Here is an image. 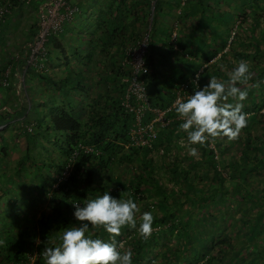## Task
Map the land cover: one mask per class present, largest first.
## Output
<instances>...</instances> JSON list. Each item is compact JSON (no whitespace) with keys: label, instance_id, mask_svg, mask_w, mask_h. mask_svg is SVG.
<instances>
[{"label":"trees","instance_id":"trees-1","mask_svg":"<svg viewBox=\"0 0 264 264\" xmlns=\"http://www.w3.org/2000/svg\"><path fill=\"white\" fill-rule=\"evenodd\" d=\"M9 1L11 6L10 13L13 8L15 9L22 2L24 3V0ZM37 1L35 0L31 5H36ZM152 1H154V9L150 14V26L153 29L156 18V0H140L133 3L131 0H110V3L107 4L108 9L99 11L98 19L96 20L99 21L97 24L99 36L96 42L100 44L99 54L107 57L106 72L101 78L105 84V92L107 94L94 99L91 108L87 110V119L85 121L81 118V113H79L85 110L82 102H72L75 94L78 96L84 92L82 83L84 75L81 70L74 68L71 70V77H74V79H67L66 77L55 79L54 76H49L48 72L38 71L31 66L27 68L28 74L47 80L51 90L59 91L62 99L68 101L69 110L63 109V106H59L58 109L57 107L53 108L55 103L52 101V97L45 93L43 98L46 99L47 107L51 106L49 109L50 113L47 117L42 115L38 121H35L33 127L36 133L39 134L41 132L46 137L53 138L61 157L64 159V164L68 162L71 166L69 175L64 180L59 181L57 186L54 187L52 183L57 181H49L51 170L37 167L39 194L47 198L48 207L42 211L36 222L37 234L35 235V240L38 237L39 242L36 243L33 240L31 246L29 245L27 229L25 232L19 231V234L14 237L9 234L6 235L5 231H1L0 240L4 241V243L0 244V264H8L9 262L22 259L25 257L27 249L32 250L34 247L38 252L35 264H45L42 255L44 248L57 245L59 243L58 236L64 228L78 223L73 215L75 209L70 201H78L83 205L85 200L95 198L105 191H108L115 198H128L130 194L135 203L138 200L144 203V212L151 211L154 216L153 233L147 241L139 235V217H137V228L128 230V247L122 248L121 251L132 250V264H193V259L197 260L199 255L204 257L203 249L201 246L195 245V242L198 239H205V227H210L211 225L210 228L221 230L227 226V220L230 219L228 217L229 213L222 214L219 217L211 209L214 203L217 202L216 200L219 199L223 202H233V200L252 202V205L256 207V213L249 221L246 238L254 240L256 236L262 233L261 227L264 225V184L261 188H258L255 184L250 185L249 177L253 176L252 173L264 169V134L253 135L248 129L254 121L264 123V111L260 112L261 107H264V102H261L257 107H255L256 104L253 102V109L247 114V127L242 129L239 138L235 140V143H237V157L231 160H223L219 157V153H223L230 144L234 143L227 138H223L227 140V143L222 145L219 142L220 138L211 141L216 146L217 158L214 157V150L209 146L210 141L203 146L199 145L201 149L199 160L205 164L206 171L211 170V174L205 172L201 175L196 172L192 174L191 169L195 167L197 159L191 156H181L179 162H177L178 160H173L169 164L163 163L171 171L172 179L178 188L166 187L155 178L149 154L152 148L159 145L165 146L172 142L174 138H171V136L177 131L181 123L179 120H174L168 127L160 129L152 147L125 148V143L129 141L128 131L132 124V116L120 104L121 97L125 91V84L122 79L125 76L131 77L132 68L124 59L130 45H136L142 37L143 30L140 27V23L139 26L137 25V21L138 18L143 19L145 17L144 13L152 5ZM191 1L186 0L181 12ZM227 1L233 2L238 13L243 11L241 16L243 20L250 22L252 33L259 26V20L262 18L263 28L260 31L264 39V0ZM210 2L211 0H194L192 6L203 8L209 5ZM145 6L147 9L144 8ZM8 14L0 17V24L5 21ZM130 17L131 20L129 21ZM65 26L66 24H64ZM63 29L58 34L62 33ZM61 36L66 42L65 35L62 34ZM90 43L92 41L89 39L85 42L86 49ZM150 43L147 46L145 55L147 71L140 72L138 77L145 82L146 95L151 104L165 107L172 102L175 92L171 96L161 93L163 88L160 85L162 86L167 82L161 80L160 72L155 70L151 56L147 55L153 52V46ZM254 43L255 52L260 51L258 50L259 42L254 41ZM46 45L47 49L50 48V53H57L67 59V53L57 38V34L50 36ZM47 52L49 54L48 50ZM10 64H12L9 76L11 81L13 74L18 72V64H15L13 58L9 59L8 64L0 71L2 72ZM93 65L95 66V64ZM254 72L246 86L249 93L247 100L250 101L257 97L256 93L263 86L264 80V69L255 70ZM258 81L260 82L259 88L252 87ZM10 86L9 84L6 88H10ZM109 86L113 88L109 89ZM113 93H116L117 97H114ZM76 109L77 111H75ZM147 115L145 119L149 117V114ZM27 118L26 116V121ZM40 129L42 131H39ZM24 132H26V129H24ZM28 139L35 141V138H26V142H28ZM46 141L50 142V140ZM79 143L94 146L97 153L79 150L77 148ZM2 144L4 146L0 148V159L6 154L7 148L6 142ZM25 159L28 161L33 160L29 151L26 152L23 158L18 160L17 172L19 174L23 170ZM131 160H137V171L132 169V179L129 183H121L119 177L114 174L112 165L115 161L130 162ZM58 164L62 163L59 162ZM35 165L37 166L38 164ZM46 165L50 168L53 162L50 161ZM208 175L210 184H213L211 187L196 186L195 180L197 183L201 178ZM2 176H7V180L9 178V175L5 172L0 173V190L6 188L8 192L5 195L11 196L14 200V206H17L15 202L17 197L11 194L10 189H8L9 186H1L3 184ZM110 187L113 188L110 189ZM151 197H156L157 200L154 202L148 201ZM10 215L15 216L11 211ZM241 219L247 221V218ZM167 235H169V240L173 241L174 244L171 245L164 241ZM95 236L105 240L109 238L107 232L103 229L95 231ZM122 237L121 234L116 239L121 241ZM207 237H210V235ZM253 248L252 246L251 249ZM243 250L246 251L245 249L241 251ZM214 258H216L215 254L208 255L205 264H211Z\"/></svg>","mask_w":264,"mask_h":264},{"label":"rangeland","instance_id":"rangeland-1","mask_svg":"<svg viewBox=\"0 0 264 264\" xmlns=\"http://www.w3.org/2000/svg\"><path fill=\"white\" fill-rule=\"evenodd\" d=\"M79 3L80 8H83V5L81 4L82 0H77ZM22 5H25V7H29L28 4L22 3L16 10V14L13 17V22L18 23L16 27V31L11 36V40H14L15 42L17 40L20 41L19 35H23L25 33V27L24 25H28L32 22H35L34 25H36V15L35 12H32V15L26 14V10L23 8ZM177 9H182L184 5L182 6L180 3V0H178ZM30 8V7H29ZM86 8H84L85 10ZM81 11V10H80ZM151 14V12H150ZM149 14V18H151V15ZM243 14V11H240L238 13V17H241ZM35 16V17H34ZM77 16V15H76ZM75 16V17H76ZM242 18V17H241ZM74 20V19H73ZM250 22H242V19H238L235 22V25L233 26L232 33L230 35V38L228 40V50L231 48H239L240 51L244 54L243 58L234 57V60L231 62L233 66H237V64L241 61H245L249 64V70L251 72V76L255 73V70L264 69V39L261 36V29L263 28V21L262 18L259 20V26L255 31L252 33L250 30L251 25H249ZM13 24V23H12ZM12 26V25H11ZM19 27L22 29L19 31ZM148 35V41L147 46L151 42L150 39V27L148 29L143 30L142 32V39L145 35ZM238 34V41L234 42L233 36ZM24 39V38H23ZM22 39V40H23ZM81 38H77V36H70L68 41L66 40L65 44L62 45L65 49L66 53L69 54V59L72 60L70 64L71 66H82L83 64L80 63L77 59L85 50V45L79 41ZM239 41H244L243 45L240 46ZM254 41H258V50L256 51V48L254 46ZM71 45V46H69ZM75 45L76 48H75ZM135 45H130L129 49L131 47H134ZM47 47V45H46ZM79 47V48H78ZM84 49V50H83ZM49 51V54L47 52V60H46V66L48 70V75H52L55 78L58 72L57 65L54 64L56 59L55 53H50V48L47 49ZM86 51V50H85ZM129 50H127L128 52ZM17 52V49L14 50V53ZM78 52V57L75 55V53ZM126 52V56H127ZM81 53V54H80ZM247 54V56H246ZM146 55V52H145ZM76 58V60L73 59ZM145 58V56H144ZM63 59V57H62ZM128 59L127 57L124 59L126 61ZM69 62V61H68ZM103 67V66H102ZM101 67V70H102ZM227 70V69H226ZM226 72H230L229 69ZM28 76L25 77L23 84L24 88L20 87V98L19 99H26L27 97L32 101L33 109L28 110L26 107L24 110H22V115L20 116L19 121H21V118L28 117L30 113V118H28V122H25L23 125L18 122V119H14L15 116H13L12 119L9 122L5 123L6 130L2 133L5 138H0V148L1 146H4L2 143L6 142V154L3 155V157L0 159V173H6L9 175V178L7 180V176L3 177V185H8L11 191V194L14 195V197H17V199L22 197L23 195V201L22 202H15L17 203V206H14V201L9 204L6 203V205H3L4 201V195L8 192L7 189L0 190V233L1 231H5L6 235L9 234L10 236L14 237L19 234V231L25 232V230H28V242L30 241L29 245L31 246L32 241L35 240V235L37 234L36 230V222L38 221V218L42 214V211L46 210L47 207V198L44 197V195L39 194V188L35 187V184H38V169H44V170H51V177L50 182L57 180L58 176L61 175L62 169L66 165L63 162V158L61 157L58 147L56 146L55 142L53 141V138L46 137L45 134L39 132L36 133L33 124L35 121H38L39 118H41L42 115H45L46 117L50 113L49 109L51 106L47 107L46 99H43L41 96H44V93H47L48 95L52 96V93H56L55 91L50 88V84L47 83V80H42L40 77L32 76L27 74ZM96 75H99L97 73ZM96 75H93L96 76ZM28 77V78H27ZM29 81H27V80ZM264 79V77H263ZM87 80V79H86ZM97 80V82L95 81ZM101 80V79H100ZM99 80V76L96 79L89 80L90 83L92 82V85L90 84L91 88L89 89L87 86L86 95L83 93L75 94V97H73L72 102L74 103H80L83 102L84 99H88L91 93H94L95 91H98L99 87H104L105 84L102 82V80ZM18 82V80H17ZM16 82V83H17ZM84 82V81H83ZM15 83V85H16ZM11 85V81H10ZM14 86V84H13ZM26 86V87H25ZM42 88L43 91H39V88ZM247 88L246 86L241 87ZM34 90L36 93L32 94V90ZM248 90V88H247ZM11 94L8 95V98H10L9 105L17 106L18 103H16L18 100V97H16V93H13L12 90ZM26 91L27 96H24V93ZM85 91V90H84ZM257 97L254 98V100L250 101L247 100L244 101V108L243 111L245 113H250L252 111V107L254 106V103L259 105L261 102H264V80H263V86H261L257 91ZM263 96V98H262ZM2 98V94L0 93V100ZM25 102V101H24ZM231 103H235L236 101L229 100ZM254 102V103H253ZM26 105V104H25ZM84 107V111H80L79 113L81 118L85 121L86 115H87V108L85 105L82 104ZM69 110V105L68 109ZM77 111V109L75 110ZM264 111V107H261L260 112ZM16 115V113H15ZM26 129V132H24V129ZM30 128V130H29ZM39 131H42L41 129ZM249 132L253 135H261L264 134V123L260 121H254L249 129ZM1 133V132H0ZM28 134V135H27ZM51 136V135H50ZM26 138H35V141H32L31 139H28V142H26ZM47 138V139H46ZM50 140V142L46 141ZM221 145L223 143H227L226 139L219 140ZM233 144H230L226 150L223 151V153H219V157L223 160H231L234 157H237V143L233 141ZM214 144V143H213ZM215 146V144H214ZM189 147H195L196 148V154L192 155L189 152ZM216 147V146H215ZM125 148H127L125 143ZM29 151L31 154L32 159L34 160H27L25 159V165L23 167L22 172L19 174L17 171V163L18 160L23 158L26 154V152ZM200 152L201 149L199 145H188L187 138H174L170 144H167L165 146L159 145L157 147L152 148L150 151V158L153 164L154 168V175L155 178H157L161 184L165 185L166 187H175L178 188L177 185H175L174 180L172 179L171 171L163 165V163L169 164L173 160H178L181 156H191L195 159H197V163H195V167L191 169L192 174L198 173L199 175L203 174L204 172L207 174H211V170H207L205 168V164L201 163L200 159ZM53 162V165L49 168V164L47 163ZM61 162L62 164H58ZM35 164H38L37 166ZM138 162L137 160H131L129 161H115V163L112 165V170L114 174L119 177V181L121 183H129V181L132 179V169L136 170V167L138 168ZM183 165V164H182ZM185 167V165H183ZM137 171V170H136ZM19 174V175H17ZM253 176L249 177V184L253 185L255 184L258 188L263 187L264 184V169L252 173ZM196 186H201L205 188H209L212 185L210 184V177L209 175L201 178L200 181L196 180L194 181ZM56 182L52 183L55 184ZM248 184V185H249ZM4 186V187H6ZM113 187H110V189ZM180 188V187H179ZM102 194V193H100ZM99 194V195H100ZM157 200L156 197H151V202H154ZM147 201V202H148ZM217 202L214 203V206L211 207L212 210H214L216 216H221L222 214H228V217L230 219L227 220V223L225 227H223L221 230H214V228H210L209 226L205 227V239H198L197 242H195V245L201 246V248L204 251V257L202 255H199V258L197 260L193 259V264H205L208 259V255L215 254L216 258L211 261V264H264V225L261 227V234L256 236V239L254 240H248L246 238L248 233V226L249 221L251 217L256 213V207L252 205V202L243 200V201H234L233 202H223L222 200H216ZM137 205L140 208V212L137 213V217H139L142 212H144L145 207L144 203L142 201H137ZM155 210V209H154ZM10 211L15 214L10 215ZM158 212V210L156 209ZM241 218H247V221H244ZM218 220V219H217ZM229 222V223H228ZM76 223L75 225H77ZM8 228H7V227ZM131 230L130 227L125 226L122 228V239L119 241L123 244V249L127 248V242L129 241V233L128 230ZM1 235V234H0ZM210 237H207L209 236ZM39 238L37 237L35 242H39ZM166 243L174 244L173 241L169 240V235L165 237L164 240ZM163 242V241H162ZM254 247L251 249V247ZM242 249H245L246 251H241ZM257 249V251H255ZM29 251V249H27ZM27 251V252H28Z\"/></svg>","mask_w":264,"mask_h":264},{"label":"crops","instance_id":"crops-1","mask_svg":"<svg viewBox=\"0 0 264 264\" xmlns=\"http://www.w3.org/2000/svg\"><path fill=\"white\" fill-rule=\"evenodd\" d=\"M137 1L140 0H131L132 3ZM153 2L154 1H152V5L148 7V10L144 13L145 17L143 19L138 18L137 25L139 26L140 23L142 30L150 27V44L153 46V52L151 54L148 53L147 55H149V57L151 56L155 70L160 72L162 77L161 80L167 82L162 86L160 85V87L163 88L161 93L163 92L168 96L173 95L181 81L189 78L196 70L204 67L206 64L207 66L204 67L205 69L203 68L204 71L201 73L202 88L207 85L209 79L212 77H215L218 80H227L229 72L226 71L228 69L231 71L235 67L231 63L234 60V57H244V54L239 48H231L228 50V40L237 18L242 19V22H247L241 18L242 16L238 17V10L235 8V5H233V2L230 3L227 0H211L209 5L203 8H195L192 6V2H194V0H192L181 13H177L176 6L178 0H156V18L153 24L154 27L151 29V19L149 18V14L154 9ZM109 3L110 0H82L81 4L83 5V8L81 11L72 22L66 24L62 33L57 34V38L62 45L65 44V41L61 36L62 34L65 35L67 41L70 36L81 38L79 41L83 44H85L88 39L92 41V43L87 45V49L85 47L86 51L83 49L84 52L82 54L80 53L82 56L77 58L79 59L78 61L83 64L82 66H71L72 64L70 63L72 60L69 59L68 53L67 59H64V57L62 59V56L57 53L54 58L56 59L54 63L57 65L56 67L60 65L56 75L58 79L63 77L74 79V77H71V70H73V68L82 71L84 75V82L82 83L85 90L83 93L85 95L87 86L90 89V84L92 85V82L90 83L89 80L96 79L98 76L100 80L106 72L107 57L99 54L98 50L100 44L96 42V39H98L99 36V29L97 28L99 21L96 20L98 19L97 15L99 11L107 10V4ZM20 5L15 9L13 8L5 21L0 24V70L8 64L9 59L13 58L14 50L17 49L18 51L22 44L33 36L36 29L34 25L35 22L28 25L26 24L24 25V37L23 35H19L18 37L20 41L17 40L15 42L14 40H11V36L17 30L16 27L18 25V23L13 22V17ZM22 6L27 11L26 14L32 15V12H35L36 5L34 4L29 5L30 8L25 7V5ZM84 8L86 9L84 10ZM144 8L147 9L146 6ZM128 20L130 21L131 17ZM18 29L20 31L22 28L19 27ZM174 30L176 31V35L173 38L172 32ZM233 39L234 42L238 41V34L235 35ZM243 43L244 41H239L238 45L242 46ZM76 46L77 45H75V47ZM88 52L89 55H92L89 56ZM78 54V52L75 53V55H77L76 57H78ZM74 59L76 60V58ZM211 59H214V61L212 63H207ZM93 64H95V66ZM97 73H99V75H96ZM93 75L96 76L93 77ZM95 81L97 82V80ZM16 82L17 73H14L11 79L10 88L0 89L3 98L0 100V138H5V136L2 135L6 130L5 123L9 122L13 116H15L14 119H18V122L23 125L25 122H28L30 113L27 121L26 117L21 118V121H19L20 116L18 115H22V110H24L25 107L27 111L33 109L32 101L28 97L23 100L19 99L21 97L19 92L22 85ZM24 85L22 89L24 88ZM247 85L237 86L244 87ZM111 88L113 87L109 86V89ZM10 90L17 94L16 97H18L19 102H16L18 103L16 108L15 106L9 105L10 98H7L8 95L11 94ZM38 90L40 92L43 91L41 87ZM54 91L56 93H52L51 96L52 101L55 103L53 108L57 107L58 109L59 106H63V109H68V101L62 99L59 91L53 90V92ZM105 91L104 87H99L98 91L91 93L88 99L83 100L82 104L90 109L96 97L107 94ZM31 92L32 94L36 93L34 90ZM113 94L114 97H117L116 93ZM24 96H27L26 91ZM41 97L43 98L44 96ZM4 114H6V116H4ZM22 116H24V114ZM21 127L24 129V126ZM171 138H187V135L178 128L177 131L172 134ZM35 187L39 188L36 184ZM21 196L24 197L23 195ZM22 197H19L17 202H22ZM13 201L14 200L11 196L4 195V201L2 203L3 205H6V203L11 204Z\"/></svg>","mask_w":264,"mask_h":264},{"label":"clouds","instance_id":"clouds-1","mask_svg":"<svg viewBox=\"0 0 264 264\" xmlns=\"http://www.w3.org/2000/svg\"><path fill=\"white\" fill-rule=\"evenodd\" d=\"M251 75L249 64L241 61L228 73L227 80L212 77L186 100L176 101L175 112L183 121L179 128L186 133L188 145L203 146L218 138L226 137L229 141L239 138L248 123L243 102L249 93L247 88L237 85H247ZM259 86V81L252 85ZM230 99L236 102L230 103ZM196 151L195 147H189L190 154L195 155ZM70 202L78 224L64 228L57 245L44 248L45 264H132V250L121 251L123 244L116 239L125 226L137 228L140 208L131 195L117 199L105 191L85 200L83 205ZM139 220V235L147 241L153 233L154 216L145 211ZM100 229L107 232V240L95 236Z\"/></svg>","mask_w":264,"mask_h":264},{"label":"built area","instance_id":"built-area-1","mask_svg":"<svg viewBox=\"0 0 264 264\" xmlns=\"http://www.w3.org/2000/svg\"><path fill=\"white\" fill-rule=\"evenodd\" d=\"M35 0H24L25 4L31 5ZM9 0H0V17L10 13L11 6ZM186 0H180L181 5ZM81 8L77 0H38L35 7L36 30L33 36L27 40L13 54V61L18 64L17 80L20 85H24V79L28 74V67L31 66L38 71L46 72L47 48L46 43L50 36L56 35L62 31L64 24L73 21L75 16L80 12ZM178 9L177 13H180ZM176 31L172 32L173 38ZM148 35L141 38L134 47L128 49L126 63L132 68L131 77L125 76L122 81L125 84L124 95L121 97L122 108L131 114L132 124L128 131L129 141L126 143L127 148H144L152 147L153 142L158 137L160 129L168 127L172 121L179 120L183 122L175 113V103L179 100H186L189 95L194 94L196 90L201 88V73L207 64L196 70L189 78L179 83L175 90V97L172 102L165 107L153 106L147 98L145 90V82L138 77L140 72H146L145 52L147 50ZM214 59L207 63H212ZM12 70V64L0 71V89L9 86V76ZM149 117L145 119L146 115ZM148 116V115H147ZM30 130V128H29ZM210 148L214 150L215 158L218 157L214 144L210 141ZM79 150L88 153H97L92 145L79 143ZM70 163H66L62 169L61 175L58 176L57 183L64 180L69 175ZM38 258V252L34 248L29 250L25 257L8 264H35Z\"/></svg>","mask_w":264,"mask_h":264}]
</instances>
